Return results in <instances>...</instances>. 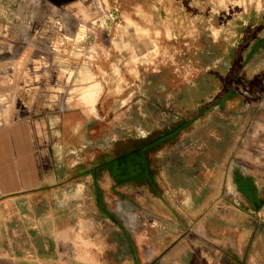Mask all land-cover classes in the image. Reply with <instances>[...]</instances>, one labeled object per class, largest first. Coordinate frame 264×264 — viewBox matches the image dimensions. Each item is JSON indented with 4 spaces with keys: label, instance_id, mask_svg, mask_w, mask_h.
I'll return each mask as SVG.
<instances>
[{
    "label": "crops",
    "instance_id": "1",
    "mask_svg": "<svg viewBox=\"0 0 264 264\" xmlns=\"http://www.w3.org/2000/svg\"><path fill=\"white\" fill-rule=\"evenodd\" d=\"M221 1L137 0L132 5L137 15L143 11V2L151 13L163 9L164 37L171 44V52L168 62L148 70L152 74L147 80H131L128 86L135 91L119 99L117 109L113 108L111 116L130 122L129 126L119 125L121 143L127 137L132 143L129 153L112 164L100 165H112L117 180L114 187L106 179V185L100 184L95 192L100 228L110 224L114 234L109 238L96 236L91 220L83 221L81 231L74 223L60 230L52 222V214H45L42 207L29 213L28 208L23 212L10 210L12 203L7 212L6 206L0 207V264H73L81 238L79 257L81 252L90 254L91 244L106 248L116 243L117 256L124 260L121 264H158L159 257L167 264H264V146L255 145L264 138V112L251 119L245 111L249 98L264 93V6L253 17L251 9L249 14L244 12V28L238 22L234 27L227 23L231 29L226 31ZM16 2L0 0V24L4 25H0V56L4 57L0 72L11 69L15 54L21 58L35 53L27 47L18 52L12 48L14 40L28 39L25 33L11 32ZM19 5L21 9L28 7L25 0ZM236 42L239 48H235ZM237 65L243 84L225 85ZM85 73L93 79L88 71ZM206 74L211 75V81L201 80ZM105 84L94 81L81 88V102L73 112L99 116ZM236 87L244 89L243 95L235 92ZM12 125L0 129V154L12 156L20 153L21 145L22 150L28 148V140H22L21 133L14 130L23 125ZM19 168L18 162L7 167L3 164L0 177L7 176L8 180L2 182L4 189L0 191L29 192L28 182L18 180ZM97 179L96 172L90 171L78 192L74 187L67 193L84 195L85 185H98ZM108 183L118 198V209L123 210L121 215L140 210L153 217L147 236L142 235V225L128 228L124 217L101 204ZM156 186L161 191L157 192ZM13 220L19 223L12 225ZM49 220L52 224L45 226ZM151 232L169 233L171 242L153 254L150 250L159 241L150 237ZM205 235L213 246L203 239ZM44 241L51 243L47 247L50 251H45Z\"/></svg>",
    "mask_w": 264,
    "mask_h": 264
},
{
    "label": "rangeland",
    "instance_id": "2",
    "mask_svg": "<svg viewBox=\"0 0 264 264\" xmlns=\"http://www.w3.org/2000/svg\"><path fill=\"white\" fill-rule=\"evenodd\" d=\"M16 1V7L12 9L11 32L25 33L28 39L14 40L12 48L18 52L20 48L27 47L35 53L21 58L15 54L11 69L0 72V129L8 128L14 122L21 123L23 126H16L14 130L17 134L20 132L22 140L26 138L29 145L23 150L21 145L20 153L12 156L1 153L0 173L4 170V163L7 167L12 166L13 161L14 164L18 162V180L28 182L31 189L27 193L15 194L0 191V207L6 206L7 212L13 203L10 210L23 212L28 208L29 213H35L36 208L42 207L45 214H52V222L60 230L74 223L81 231L83 221L91 220L96 236L100 234L109 238L111 233L114 234L113 227L109 224L107 228H100V209L95 192L100 190V184L106 185V179L114 187L117 180L112 165L107 168H100V165L106 162L112 164L132 148L129 137L125 144L121 143L123 135L119 130V125L129 126L130 122L111 115L115 113L113 108L118 100L130 97L135 91L128 86L131 80H147L152 74L149 69L168 62L171 44L164 37L167 30L164 11L156 9L151 13L148 4L143 2L140 4L143 11L137 15L132 9L137 0H25L28 7L24 9L19 5L24 0ZM221 2L226 31L236 22L240 27L244 26L243 17L249 14V9L253 17L264 6V0ZM0 25L1 28L4 26L2 22ZM234 46L239 48L238 42ZM3 63L4 57L0 56V65ZM85 70L93 76L92 80L87 78ZM240 71L237 65L236 72L229 76L225 85L236 83L241 86L244 78L240 77ZM201 80L211 81L212 77L206 74ZM94 81L106 83L101 90L103 99L98 105L99 116H82L79 111L74 113L73 108L81 102V88ZM238 87L235 92L243 95L244 89ZM245 111L251 119L259 117L264 112V93L260 97L249 98ZM261 139L255 145L264 146V138ZM2 155L6 157L2 158ZM90 171L96 172L98 185L86 184L84 195H69L67 192L74 191V187L78 192L79 185L82 187L81 183ZM5 179L8 180L7 176L0 177V190L4 189L2 182ZM38 183L42 185L36 189ZM109 183L107 194H102L101 204L124 217L128 228L137 227V223L142 225V235L147 236L153 217L140 210L135 213L124 211V216L121 215L123 210L118 209V198L114 191H110L112 184ZM158 188L156 186V191H161ZM73 198L74 201H68ZM69 202L70 211L67 214L65 208ZM16 223L19 221L13 220L12 225ZM51 224L50 220L45 221V226ZM149 235L159 241V245L150 250L153 254L161 252L164 245L171 242L169 233L151 232ZM203 239L213 246L209 236L205 235ZM82 242L81 238L76 243L73 264L124 262L117 256L116 243L108 244L106 248L98 243L91 244L90 254L86 256L81 252L79 257ZM48 246L51 243L44 241L45 251ZM143 250L146 256L148 250ZM13 251L18 252V249ZM192 251L195 255L196 250ZM161 259L157 260L158 264H167Z\"/></svg>",
    "mask_w": 264,
    "mask_h": 264
},
{
    "label": "bare ground",
    "instance_id": "3",
    "mask_svg": "<svg viewBox=\"0 0 264 264\" xmlns=\"http://www.w3.org/2000/svg\"><path fill=\"white\" fill-rule=\"evenodd\" d=\"M79 37H80V36H79ZM73 41H74V40H73ZM73 41H72V42H73ZM81 41H82V40H81ZM81 41H80V42H81ZM76 43H77V42H76ZM76 45H77V44H76ZM80 45H81V44H80ZM77 46H78V45H77ZM85 72H86V71H85ZM88 74H89V72H88ZM90 76H91V75H90ZM88 79H89V76H88ZM82 92H84V91H82ZM86 92H87V91H86ZM86 92H85V93H86ZM91 92H93V91H91ZM98 92H99V91H98ZM26 93H27V92H26ZM28 93H29V92H28ZM97 95H98V94H97ZM88 97H89V96H88ZM86 98H87V97H86ZM85 100H86V99H85ZM89 102H92V101L90 100ZM19 126H20V125H19ZM3 133H4V132H3ZM28 144H29V143H28ZM2 146H4V145H2ZM15 180H16V179H15Z\"/></svg>",
    "mask_w": 264,
    "mask_h": 264
}]
</instances>
